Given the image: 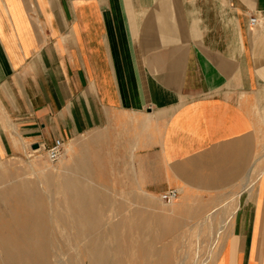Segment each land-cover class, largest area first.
Listing matches in <instances>:
<instances>
[{"label":"crops","instance_id":"0c3cea01","mask_svg":"<svg viewBox=\"0 0 264 264\" xmlns=\"http://www.w3.org/2000/svg\"><path fill=\"white\" fill-rule=\"evenodd\" d=\"M260 106L264 0H0V157L60 139L97 183L177 189L213 264H264Z\"/></svg>","mask_w":264,"mask_h":264},{"label":"bare ground","instance_id":"6f19581e","mask_svg":"<svg viewBox=\"0 0 264 264\" xmlns=\"http://www.w3.org/2000/svg\"><path fill=\"white\" fill-rule=\"evenodd\" d=\"M90 165L91 160L79 167L75 162L73 171L79 177L91 174L90 169L85 168ZM39 185L27 181L0 190V264H70L64 251L69 236L63 234V227L58 231L55 228V223L66 225L64 215L53 207L49 196L41 194ZM60 185L64 190L66 213L71 218L69 232L78 243L75 247L79 256L77 264H172L168 246L157 248L158 245H154L159 234L168 230H160L148 218L137 217L123 234L118 224L104 221L97 206L108 207V198L95 196L93 185L74 177L62 178ZM130 234L134 238L128 242Z\"/></svg>","mask_w":264,"mask_h":264},{"label":"rangeland","instance_id":"374dc122","mask_svg":"<svg viewBox=\"0 0 264 264\" xmlns=\"http://www.w3.org/2000/svg\"><path fill=\"white\" fill-rule=\"evenodd\" d=\"M256 113L261 132L260 149L262 156L261 167L258 169V172L262 173L264 172V107L260 106V109L256 108ZM66 150V148H63L61 156L54 162L48 160L44 149L32 151L29 148L23 154L17 156L0 157V190L11 186V184L14 185L27 181H35L41 185H39V189L43 192L41 194L46 197L49 196L48 200H52L53 207L57 211L61 210L59 212L64 215L63 219L66 225L60 226L62 223H55L57 224L55 228L58 231L60 230L59 227H63V234L65 232L64 235L66 237L69 236L65 241L66 246L64 251L66 252L65 256L70 258V264H77L78 262L79 256L76 254L75 248L78 243L72 237V233L69 232L68 227H70L71 218L66 213L63 203L64 190L60 184L62 178L73 177L87 185H93L95 196L108 198V207L103 205L97 206L98 211L104 216V221L108 224H118L117 228L120 229L121 233L124 234V229H129L130 223H134L137 217L148 218L154 224L156 223L157 225L155 226L160 230L164 228L169 231H166L164 234L160 233L154 245H158L157 248L168 246L172 264H213L222 242L223 233L212 230L214 218L211 216L212 213L209 215L199 213L200 210L195 204L185 210L179 207L176 202L177 200L171 204H166L159 196L150 198L140 191L121 189L119 185H116L114 188L107 184H100L97 183V177L88 173L87 175L80 174L79 177L73 171L74 166L71 165L70 167V164L74 165L77 157L65 155ZM79 158L82 160V157ZM67 164L69 165L68 168L66 167ZM58 181L59 184H57ZM161 234L164 237L161 238ZM127 238L129 242L134 236L130 234Z\"/></svg>","mask_w":264,"mask_h":264},{"label":"built area","instance_id":"2783aa9c","mask_svg":"<svg viewBox=\"0 0 264 264\" xmlns=\"http://www.w3.org/2000/svg\"><path fill=\"white\" fill-rule=\"evenodd\" d=\"M257 22V17L250 16L249 17V24L255 25ZM63 142L60 139H56L53 144L49 147L44 148L46 152V156L50 162L56 161L63 152ZM40 150L39 147L32 149V151ZM179 196L178 190L175 188H170L164 192H162L159 197L160 199L166 203L171 204L177 200Z\"/></svg>","mask_w":264,"mask_h":264},{"label":"water","instance_id":"95a60500","mask_svg":"<svg viewBox=\"0 0 264 264\" xmlns=\"http://www.w3.org/2000/svg\"><path fill=\"white\" fill-rule=\"evenodd\" d=\"M38 147V145H33V148H37Z\"/></svg>","mask_w":264,"mask_h":264}]
</instances>
